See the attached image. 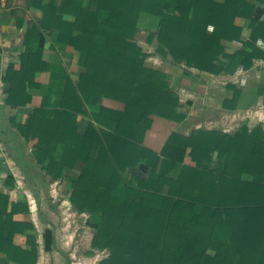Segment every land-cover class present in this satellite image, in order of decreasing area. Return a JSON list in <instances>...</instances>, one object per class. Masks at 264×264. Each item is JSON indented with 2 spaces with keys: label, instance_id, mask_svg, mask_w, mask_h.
I'll return each mask as SVG.
<instances>
[{
  "label": "trees",
  "instance_id": "1",
  "mask_svg": "<svg viewBox=\"0 0 264 264\" xmlns=\"http://www.w3.org/2000/svg\"><path fill=\"white\" fill-rule=\"evenodd\" d=\"M254 1L25 0V8L44 11L33 34L44 31L46 46L23 51L7 68L4 104L41 95L16 128L40 168L71 183L77 210L91 212L92 245L109 250L100 264H264V140L247 146L242 128L172 133L159 153L138 142L150 115L177 117L178 101L168 75L145 63L135 40L139 17L156 19L155 52L217 74L235 56L248 66L255 54L226 52L246 24L252 39L264 30ZM73 52L75 78L63 59ZM15 227L0 237V250L34 264V240L18 247Z\"/></svg>",
  "mask_w": 264,
  "mask_h": 264
},
{
  "label": "crops",
  "instance_id": "2",
  "mask_svg": "<svg viewBox=\"0 0 264 264\" xmlns=\"http://www.w3.org/2000/svg\"><path fill=\"white\" fill-rule=\"evenodd\" d=\"M254 2L256 6L252 16L256 24L264 26V2ZM256 9L259 11L255 16ZM26 29L15 11L6 8L0 0V99L3 101L0 104V237L10 236L11 227L15 225L19 234L14 237V243L18 247H28L30 236L35 242L34 264H62L70 235L65 232L67 228L62 227L57 199L70 204L71 183L65 178L52 180L37 164L33 146L25 143L16 128L17 122L25 121L27 114L40 106L42 97L32 94L24 106L4 104L3 78L7 68L19 61L23 51L34 49L38 44L46 46V37L33 34L32 29L28 36L31 37V45L27 44ZM251 30L252 27L246 24L243 37L239 39L241 44L232 41L233 46L226 49L229 54H234L237 49L245 53L255 52L248 66H244L247 82L243 86L230 82L228 74L243 65L244 55L230 59L227 68L215 74L193 65L173 63L169 57L154 51L150 53L148 43L139 37V43L147 53L146 65L159 68L168 75L169 84L178 99L177 117L150 115V123L140 130L138 142L141 145L159 153L172 133L188 136L198 129L233 135L240 134V130L245 128L246 145L249 147L256 138L264 140V49L255 42L257 38L264 41V30L255 39L251 37ZM63 59L75 78L78 53L73 52ZM249 109L252 111L248 117L246 111ZM217 158L214 151L212 163ZM130 171L144 175L136 166L130 167ZM0 264L23 263L0 250Z\"/></svg>",
  "mask_w": 264,
  "mask_h": 264
},
{
  "label": "rangeland",
  "instance_id": "3",
  "mask_svg": "<svg viewBox=\"0 0 264 264\" xmlns=\"http://www.w3.org/2000/svg\"><path fill=\"white\" fill-rule=\"evenodd\" d=\"M1 1L5 3L6 8H12L15 11L19 20L22 21L26 27H32L34 33L39 30L38 19L42 17L44 12L43 9L25 8V0ZM47 1L48 0H42L44 5ZM155 20L156 19L153 16H140L137 24L138 31L135 36V40L138 43L140 38L142 41L144 39L148 43V46L151 48L150 53L156 48V41L152 38L155 29ZM39 35L46 37L45 32L42 30L39 32ZM144 46L146 47V45ZM146 49H148V47H146ZM51 114L52 113H50V115ZM58 202L57 213L59 217L64 215L62 210L66 209L65 213L70 214V220H74L71 226L65 231L70 236L67 238V245L65 246L66 250H64L66 257L63 259L64 262L62 264H100L105 258H107L109 250L106 247L98 248L92 245V238L95 233V222L92 221L91 212L87 210L78 211L76 205L71 200L70 204L65 203L64 201L61 202L57 199V203ZM62 227H64V224ZM63 233L64 232H62V234ZM73 250L76 251V254L73 253Z\"/></svg>",
  "mask_w": 264,
  "mask_h": 264
},
{
  "label": "built area",
  "instance_id": "4",
  "mask_svg": "<svg viewBox=\"0 0 264 264\" xmlns=\"http://www.w3.org/2000/svg\"><path fill=\"white\" fill-rule=\"evenodd\" d=\"M207 28L209 30L212 29V26L211 25H208ZM233 42L240 45L241 44V41L239 39H233ZM256 44L258 46H260L262 49H264V41L260 38H257L255 40ZM228 80L232 83H235V84H238V85H245L246 82H247V73H246V68L243 66V65H239L237 66L231 73L228 74ZM180 92H183V90H181ZM3 101L0 99V104H2ZM251 109L247 110L246 111V116L249 117V114L251 113ZM66 209L65 210H62V213L64 215H62L61 219H62V222L64 224V227L68 228L69 226H71V224L74 222V220H70L69 218V213H65ZM76 254V251L73 250ZM74 254V255H75Z\"/></svg>",
  "mask_w": 264,
  "mask_h": 264
},
{
  "label": "water",
  "instance_id": "5",
  "mask_svg": "<svg viewBox=\"0 0 264 264\" xmlns=\"http://www.w3.org/2000/svg\"><path fill=\"white\" fill-rule=\"evenodd\" d=\"M258 11H259V9H256V10H255V14H254L255 16L257 15V12H258ZM137 174L140 175V176H142V177H144V175H143L142 173H137Z\"/></svg>",
  "mask_w": 264,
  "mask_h": 264
}]
</instances>
